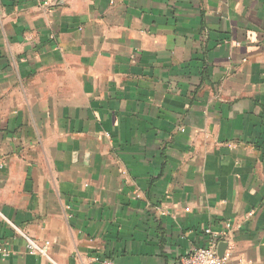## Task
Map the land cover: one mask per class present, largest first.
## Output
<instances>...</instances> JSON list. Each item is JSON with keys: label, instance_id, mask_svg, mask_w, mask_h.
Returning a JSON list of instances; mask_svg holds the SVG:
<instances>
[{"label": "crops", "instance_id": "crops-1", "mask_svg": "<svg viewBox=\"0 0 264 264\" xmlns=\"http://www.w3.org/2000/svg\"><path fill=\"white\" fill-rule=\"evenodd\" d=\"M0 162V264H264V0H0Z\"/></svg>", "mask_w": 264, "mask_h": 264}, {"label": "built area", "instance_id": "built-area-1", "mask_svg": "<svg viewBox=\"0 0 264 264\" xmlns=\"http://www.w3.org/2000/svg\"><path fill=\"white\" fill-rule=\"evenodd\" d=\"M5 162H0V167L5 166ZM14 230L21 235L25 242L27 251L30 254L43 256L51 260L53 263L55 261L52 259L49 248L50 241H40L33 237H31L26 231L21 229L19 226L11 223ZM224 228L220 231H214L210 227L205 229V233L209 236V244L206 246L196 247L186 254L181 256L175 264H234L231 257L232 251L229 248V244L227 249L225 250L223 256H220L218 253V247L220 242L226 241L225 236L228 230L231 228L232 223L227 221L224 224ZM0 255L1 257L7 258L10 256V250L7 246L0 245ZM95 260L97 262H101L102 264H114L110 259H101L100 256H96Z\"/></svg>", "mask_w": 264, "mask_h": 264}, {"label": "water", "instance_id": "water-1", "mask_svg": "<svg viewBox=\"0 0 264 264\" xmlns=\"http://www.w3.org/2000/svg\"><path fill=\"white\" fill-rule=\"evenodd\" d=\"M227 247H228V242H225V241L220 242L219 247H218V253L220 256H223Z\"/></svg>", "mask_w": 264, "mask_h": 264}]
</instances>
